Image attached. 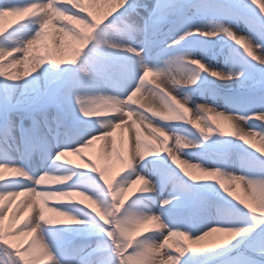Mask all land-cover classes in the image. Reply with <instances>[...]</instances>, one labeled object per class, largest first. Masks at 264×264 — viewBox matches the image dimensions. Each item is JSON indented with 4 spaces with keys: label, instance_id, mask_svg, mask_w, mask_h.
<instances>
[{
    "label": "snow or ice",
    "instance_id": "1",
    "mask_svg": "<svg viewBox=\"0 0 264 264\" xmlns=\"http://www.w3.org/2000/svg\"><path fill=\"white\" fill-rule=\"evenodd\" d=\"M0 249L264 264V0H0Z\"/></svg>",
    "mask_w": 264,
    "mask_h": 264
},
{
    "label": "bare ground",
    "instance_id": "2",
    "mask_svg": "<svg viewBox=\"0 0 264 264\" xmlns=\"http://www.w3.org/2000/svg\"><path fill=\"white\" fill-rule=\"evenodd\" d=\"M99 7V6H98ZM15 19L16 18H6L5 21H9L8 25L7 26H11L12 24L15 23ZM11 20V21H10ZM11 22V23H10ZM138 101L142 104H145V105H148L150 103V101L143 95V94H140L138 95L137 97ZM103 142H97L96 145L93 146V148L91 150H89L88 152L85 153V156H89L91 155L93 159H96L98 158L101 154H100V145L102 144ZM69 159H72L73 161L77 162V163H81V161H79V158L77 157H73V156H69L68 157ZM111 159L113 161H115V156L114 157H111ZM23 199V198H21ZM48 215H51V214H48ZM45 264H48L47 261L44 262Z\"/></svg>",
    "mask_w": 264,
    "mask_h": 264
},
{
    "label": "rangeland",
    "instance_id": "3",
    "mask_svg": "<svg viewBox=\"0 0 264 264\" xmlns=\"http://www.w3.org/2000/svg\"><path fill=\"white\" fill-rule=\"evenodd\" d=\"M6 20V19H5ZM11 21V20H10ZM5 23V25L7 26L8 25V23H9V21H5L4 22ZM11 23V22H10ZM114 157V156H113ZM3 253H4V250L3 249H0V256H3ZM45 264V263H44Z\"/></svg>",
    "mask_w": 264,
    "mask_h": 264
}]
</instances>
